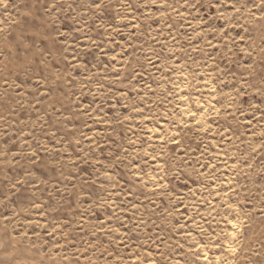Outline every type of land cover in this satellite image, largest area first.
<instances>
[{
  "label": "rangeland",
  "instance_id": "374dc122",
  "mask_svg": "<svg viewBox=\"0 0 264 264\" xmlns=\"http://www.w3.org/2000/svg\"><path fill=\"white\" fill-rule=\"evenodd\" d=\"M0 264H264V0H0Z\"/></svg>",
  "mask_w": 264,
  "mask_h": 264
}]
</instances>
